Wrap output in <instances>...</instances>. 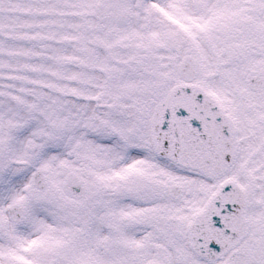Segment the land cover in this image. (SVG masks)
Instances as JSON below:
<instances>
[{
  "label": "snow or ice",
  "instance_id": "snow-or-ice-1",
  "mask_svg": "<svg viewBox=\"0 0 264 264\" xmlns=\"http://www.w3.org/2000/svg\"><path fill=\"white\" fill-rule=\"evenodd\" d=\"M0 264H264V0H0Z\"/></svg>",
  "mask_w": 264,
  "mask_h": 264
}]
</instances>
